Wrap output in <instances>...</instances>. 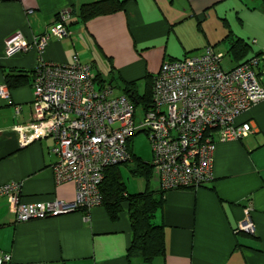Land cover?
I'll return each instance as SVG.
<instances>
[{
	"label": "crops",
	"instance_id": "obj_1",
	"mask_svg": "<svg viewBox=\"0 0 264 264\" xmlns=\"http://www.w3.org/2000/svg\"><path fill=\"white\" fill-rule=\"evenodd\" d=\"M97 1L101 0H0V85L6 73L24 76L20 85L7 89L10 104L0 99V185L18 184L21 202L74 199L73 182L57 183L51 172L56 162L52 139L25 142L16 133L30 119L31 71L39 59L89 64L92 76L110 83L115 94L123 83L136 87L142 81L144 89L162 62L199 54L206 46L222 59L215 48L225 43L229 69L254 57L256 75L260 74L261 0H117L123 2L120 10L82 20L80 7ZM61 11L68 15L66 38L49 36L40 56L32 47L4 54L7 38L19 33L31 42L47 33ZM236 40L247 45L243 53L231 51ZM238 121L249 122L251 132L239 140L216 142L210 183L163 193L154 223L163 227L165 251L150 264H264V99ZM126 165L128 174L120 168ZM149 168L147 181L134 172L132 160L110 173L123 184L125 194L157 193V174ZM128 177L138 180L124 182ZM120 209L114 221L101 205L17 222L0 196V253L9 256V264H127V204ZM247 220L252 233L239 229Z\"/></svg>",
	"mask_w": 264,
	"mask_h": 264
},
{
	"label": "built area",
	"instance_id": "obj_2",
	"mask_svg": "<svg viewBox=\"0 0 264 264\" xmlns=\"http://www.w3.org/2000/svg\"><path fill=\"white\" fill-rule=\"evenodd\" d=\"M47 33L26 43L19 33L4 41V54L33 48L38 56L49 36L66 38L68 15L61 11ZM221 59L206 46L201 53L162 62L152 77L150 104L135 108L112 85L97 81L91 66L76 59L56 64L38 60L32 68L31 115L16 128L25 140L49 137L56 162L51 172L57 183L72 181L71 203L56 200L19 201V185H0L17 222L87 211L102 205L99 186L107 168L131 160L127 140L142 131L149 143L148 164L156 171L160 191L195 190L213 179L216 142L235 141L251 132L249 122L238 121L254 103L264 99L257 83V59L223 69ZM0 99L10 104L7 88ZM16 110V108H15ZM27 136L26 138L23 136ZM26 142V141H25ZM240 230L252 233L250 221ZM0 253V264H9Z\"/></svg>",
	"mask_w": 264,
	"mask_h": 264
},
{
	"label": "trees",
	"instance_id": "obj_3",
	"mask_svg": "<svg viewBox=\"0 0 264 264\" xmlns=\"http://www.w3.org/2000/svg\"><path fill=\"white\" fill-rule=\"evenodd\" d=\"M261 1L264 10V0ZM122 6L123 2L117 0H101L85 4L79 9V17L82 20H86L100 14L113 13L120 10ZM246 48L247 45L239 40L231 44V51L235 53H243ZM23 77L6 73L4 85L7 89L16 87L23 82ZM95 79L103 82L99 78ZM150 86V83H146L143 93L140 94L137 92L133 82L123 83L119 88L121 94L125 95L135 108L139 107L146 110L150 104ZM130 141L131 139L127 140V150L130 153L131 160L134 162V172L142 175L147 181L148 174L150 175V166L148 163H142L140 159L132 155L129 146ZM115 167L105 170L104 178L99 186L102 206L109 220L114 221L121 210V205L123 203L127 204L126 212L131 233L130 242L126 250L127 264H132L131 260L150 264L155 258L164 256L165 251L163 227L154 223L155 214L159 212L163 204L162 197L164 192L159 190L157 193H153L145 190L141 193L125 194L123 184L110 173V170Z\"/></svg>",
	"mask_w": 264,
	"mask_h": 264
},
{
	"label": "rangeland",
	"instance_id": "obj_4",
	"mask_svg": "<svg viewBox=\"0 0 264 264\" xmlns=\"http://www.w3.org/2000/svg\"><path fill=\"white\" fill-rule=\"evenodd\" d=\"M233 25L235 26V23L233 22ZM225 48H226V43L225 44H219L217 45V47L215 48V52L216 53H220L223 57L221 59L220 65L223 69H229V58L225 55ZM258 71H260L259 75H256V79H257V83L260 86H264V58L261 59L259 61V65H258ZM257 73V71H256ZM104 78L107 77V74L105 73V75L103 74ZM108 81V79L106 80ZM110 84V83H109ZM136 89L138 91V93H143V83L142 81H138L137 85H136ZM121 92L120 88H117V94ZM137 108V107H136ZM138 109V108H137ZM130 149L132 154L138 158L141 159L142 161H148L151 159V151H150V146L149 143L145 137V134L142 131L137 132L130 141ZM120 168H122V170L124 171V174H128V168H130L129 165L126 166H120ZM128 180H124V182L126 183H130L131 179L134 180H138V178H133V177H128ZM129 181V182H128ZM152 183H154V180H151Z\"/></svg>",
	"mask_w": 264,
	"mask_h": 264
}]
</instances>
